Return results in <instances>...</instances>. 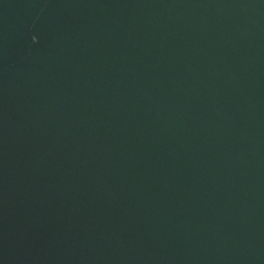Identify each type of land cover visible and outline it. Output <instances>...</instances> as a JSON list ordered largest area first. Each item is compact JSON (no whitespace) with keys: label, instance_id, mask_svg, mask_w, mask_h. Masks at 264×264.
I'll list each match as a JSON object with an SVG mask.
<instances>
[{"label":"water","instance_id":"obj_1","mask_svg":"<svg viewBox=\"0 0 264 264\" xmlns=\"http://www.w3.org/2000/svg\"><path fill=\"white\" fill-rule=\"evenodd\" d=\"M0 264H264V0H0Z\"/></svg>","mask_w":264,"mask_h":264}]
</instances>
